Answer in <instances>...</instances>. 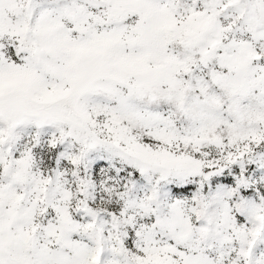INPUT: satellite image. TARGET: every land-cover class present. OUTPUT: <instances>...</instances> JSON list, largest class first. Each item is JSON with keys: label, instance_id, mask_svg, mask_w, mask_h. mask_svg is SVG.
<instances>
[{"label": "snow or ice", "instance_id": "snow-or-ice-1", "mask_svg": "<svg viewBox=\"0 0 264 264\" xmlns=\"http://www.w3.org/2000/svg\"><path fill=\"white\" fill-rule=\"evenodd\" d=\"M0 264H264V0H0Z\"/></svg>", "mask_w": 264, "mask_h": 264}]
</instances>
